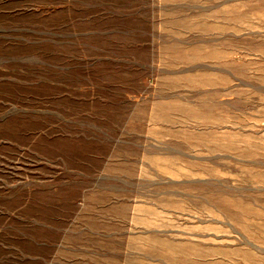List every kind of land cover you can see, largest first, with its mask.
Instances as JSON below:
<instances>
[{"label":"rangeland","instance_id":"1","mask_svg":"<svg viewBox=\"0 0 264 264\" xmlns=\"http://www.w3.org/2000/svg\"><path fill=\"white\" fill-rule=\"evenodd\" d=\"M0 264H264V0H0Z\"/></svg>","mask_w":264,"mask_h":264}]
</instances>
